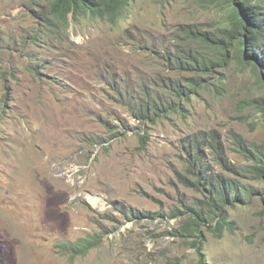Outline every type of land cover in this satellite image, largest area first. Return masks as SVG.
<instances>
[{
	"label": "rangeland",
	"instance_id": "1",
	"mask_svg": "<svg viewBox=\"0 0 264 264\" xmlns=\"http://www.w3.org/2000/svg\"><path fill=\"white\" fill-rule=\"evenodd\" d=\"M35 9L0 0V264H264V181L223 171L209 145L206 162L251 187L249 202L228 207L232 224L221 232L204 227L201 249L179 231L187 214L169 216L203 198L178 179L189 135L216 130L239 166L247 161L234 133L264 142L257 71L231 51L224 63L225 54L182 32L212 30L229 8L134 0L117 24L85 17L49 44L34 39ZM181 48L219 63L195 74L168 54ZM195 76L206 81L175 112L137 118L145 90L168 97L167 83ZM139 133L148 135L143 145ZM89 234L101 242L85 255L71 259L56 246Z\"/></svg>",
	"mask_w": 264,
	"mask_h": 264
},
{
	"label": "trees",
	"instance_id": "2",
	"mask_svg": "<svg viewBox=\"0 0 264 264\" xmlns=\"http://www.w3.org/2000/svg\"><path fill=\"white\" fill-rule=\"evenodd\" d=\"M206 1L222 4L223 9L229 8L224 20H220L212 30L203 31L199 27L190 28L185 25L182 32L190 37L194 36L201 46H211L215 55L225 54L224 63L228 61L227 56L230 51L235 53L241 63L251 65L257 71L258 83L264 89V76H262L264 74V0ZM132 2L133 0H45L42 4L41 0L37 2L29 0L30 4L38 7L34 11L35 17L41 20L34 39L43 40L49 44L51 39L59 41L63 38L67 29L61 28L63 25H56L57 20L66 23L67 26L69 19L80 23L83 17H92L110 24H117L127 15ZM199 50L190 53L181 48L173 50L172 53L168 52V54L172 55L171 59L178 67H188L195 74L213 72L219 62H215L206 51L203 53L204 49ZM205 81L196 76L191 79V82L183 85L179 81L171 80L170 84H166L169 86L168 97L145 90L136 109L132 106L133 111L135 110L137 118L148 121H152L153 116H161L170 111L175 112L176 101L182 99L183 96L189 99ZM257 102L264 117V97ZM138 136L141 145L147 142L148 135L139 133ZM233 139L237 150L247 161L242 166L235 165L226 156L221 137L216 130L192 133L183 143L188 164L185 173L178 174V179L186 187L201 192L203 198L198 199L197 204L185 205L186 211L178 209L171 212L169 216L177 217L180 214H187L179 231L181 230L183 236L192 237V244L199 249L202 248L200 240L202 229L210 228L217 233V231L221 232L224 226L232 224L228 220V207L235 206L237 203H248L244 192L247 190L252 192L251 187L215 172L205 160L204 146L209 145L214 150L223 171L238 176L244 174L242 172L244 171L255 179L264 181V142H249L237 133L233 134ZM101 142V139L94 141V143ZM262 210L264 212V203ZM141 215L155 218L157 213H142ZM100 242L99 234H89L75 241H61L56 246L60 252L74 259L79 255L87 254ZM203 260L201 264H205L206 260Z\"/></svg>",
	"mask_w": 264,
	"mask_h": 264
},
{
	"label": "clouds",
	"instance_id": "3",
	"mask_svg": "<svg viewBox=\"0 0 264 264\" xmlns=\"http://www.w3.org/2000/svg\"><path fill=\"white\" fill-rule=\"evenodd\" d=\"M134 1V0H133ZM156 1V3H158V4H163V3H165V0H155ZM133 3V2H132ZM83 18H85V17H83ZM82 18V19H83ZM90 18H92V17H90ZM81 19V20H82ZM93 19H95V18H93ZM81 20H80V22H81ZM99 20V19H98ZM70 22H72V20L71 19H69V23ZM104 22V21H103ZM73 23L76 25V24H79V23H75L74 21H73ZM56 25H63V26H61V28H65V29H67L68 28V26H67V24L66 23H64V22H60V21H58L57 20V24ZM66 32H67V30H66Z\"/></svg>",
	"mask_w": 264,
	"mask_h": 264
},
{
	"label": "bare ground",
	"instance_id": "4",
	"mask_svg": "<svg viewBox=\"0 0 264 264\" xmlns=\"http://www.w3.org/2000/svg\"><path fill=\"white\" fill-rule=\"evenodd\" d=\"M90 200H91L92 202H97L98 197H93V196H91V197H90Z\"/></svg>",
	"mask_w": 264,
	"mask_h": 264
}]
</instances>
